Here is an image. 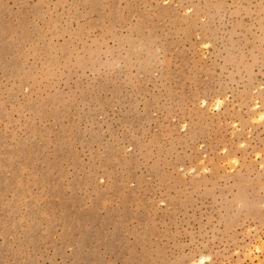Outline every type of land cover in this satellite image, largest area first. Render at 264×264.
I'll use <instances>...</instances> for the list:
<instances>
[{
    "label": "rangeland",
    "instance_id": "1",
    "mask_svg": "<svg viewBox=\"0 0 264 264\" xmlns=\"http://www.w3.org/2000/svg\"><path fill=\"white\" fill-rule=\"evenodd\" d=\"M0 264H264V0H0Z\"/></svg>",
    "mask_w": 264,
    "mask_h": 264
}]
</instances>
